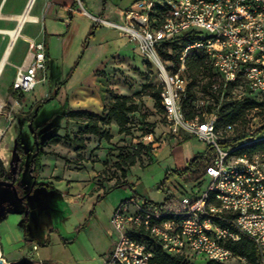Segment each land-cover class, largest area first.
<instances>
[{
	"label": "rangeland",
	"instance_id": "1",
	"mask_svg": "<svg viewBox=\"0 0 264 264\" xmlns=\"http://www.w3.org/2000/svg\"><path fill=\"white\" fill-rule=\"evenodd\" d=\"M25 1L5 0L0 28L15 25L16 19L9 15L20 12ZM34 1L37 4L39 0ZM103 1L106 5L108 0L101 1V8ZM34 3L31 13L35 11ZM85 5L94 12L90 4ZM74 20L64 42H57L53 49L50 63L37 70L38 81L31 90L19 92L12 88L17 66L29 49L23 39L15 42L0 74V175L10 178L19 170L16 138L30 154L37 137L44 152L39 163V172L43 168L44 176L32 180L26 169L20 177L17 193L26 194L24 202L15 197L10 187L0 186V203L12 206L0 215V258L4 264L21 256H28L36 264H102L114 248L116 234L111 232L109 217L121 200L146 197L161 202L169 197L195 196L211 181L205 173L197 178L191 175L207 151V142L168 133L163 109L154 106L153 98L147 94L162 84L157 65L140 53L136 41L121 38L117 30L109 27L94 28V20L82 10L76 12ZM41 33V24L24 22L23 35L35 37ZM201 34L205 36L207 31ZM8 40L7 34L0 33V59ZM95 69L106 91V101L121 94L137 103L138 109L128 114L131 134H120L116 124L111 123L104 126L112 134L109 141L90 135L86 150L80 152L68 144H47L52 134L76 133L81 123H66L65 114L68 106L73 108L71 102L82 101L80 96H85L77 90L81 84L97 91L98 81L92 75ZM199 79L190 89L198 112L217 109L238 98L240 89L221 87L214 70ZM263 105L235 123L237 135L242 137L247 130L260 128L264 123ZM148 137L151 142L144 146L142 141ZM194 156L196 161L185 172L189 173L186 178L174 171L183 170ZM121 181L126 184L116 185ZM190 261L204 264L205 256ZM229 264L244 263L236 259Z\"/></svg>",
	"mask_w": 264,
	"mask_h": 264
},
{
	"label": "built area",
	"instance_id": "2",
	"mask_svg": "<svg viewBox=\"0 0 264 264\" xmlns=\"http://www.w3.org/2000/svg\"><path fill=\"white\" fill-rule=\"evenodd\" d=\"M139 5L146 8L119 9L115 18H91L136 41L140 53L157 65L168 133L207 142L201 163L211 181L195 196L161 202L146 197L121 200L109 217L111 232L116 234L114 248L102 264H147L156 249L188 260L204 255L205 260L229 263L243 260L230 247L243 236L254 243L259 264H264V153L238 152L240 144L235 141L240 136L235 124L218 129L216 109L187 117L181 107L189 82L182 71L191 48L208 55L224 88L240 89L238 97L264 102V0H171ZM188 30L199 33L200 39L180 51L176 69L168 68L158 47ZM202 30L207 35L202 36ZM25 39L28 53L12 82L13 90L19 92L34 87L37 70L44 69L46 61L44 42ZM260 127L255 140L264 139V123ZM257 129L247 130L242 137ZM150 142L148 138L142 141L143 145Z\"/></svg>",
	"mask_w": 264,
	"mask_h": 264
},
{
	"label": "trees",
	"instance_id": "3",
	"mask_svg": "<svg viewBox=\"0 0 264 264\" xmlns=\"http://www.w3.org/2000/svg\"><path fill=\"white\" fill-rule=\"evenodd\" d=\"M106 1H103V7L105 6ZM96 28V26H94ZM200 39L199 33L196 31H184L179 35L171 38L168 41H164L158 47L159 53L162 59H167L165 62L168 68L176 69L179 66L178 55L180 51L189 43H192ZM210 70H214V67L209 59L208 55L199 48H191L187 51L185 55V68L182 73L189 80L188 86L186 89V95L181 99V107L187 117H191L195 114H201L194 109L193 100L195 98L194 94L191 92V86L195 85L196 82L200 81L199 77H205L206 73ZM216 72V71H215ZM217 73V72H216ZM218 75V73H217ZM219 77V75H218ZM220 79V77H219ZM62 84V83H61ZM208 84V82H207ZM220 85L222 87V82L220 79ZM206 86V85H204ZM59 85L56 87V91L59 89ZM161 85L153 87L152 91L148 92V96L152 97L154 100V106L161 107ZM224 88V87H223ZM233 88V87H225ZM51 98V97H50ZM48 98V99H50ZM45 99V100H48ZM264 102H259L256 99H253L249 96H241L235 99L232 102L225 103L224 105L217 108L218 120L217 128L221 129L227 124H235L239 120H243L248 111L258 106H262ZM138 109L137 103L126 95L114 94L112 99H109L104 104L102 112L100 114L88 111V110H76L69 109L66 111V123L69 121L80 122L77 131L75 134L70 135L69 132L64 131L63 134H52L47 138L46 143L57 145L59 143L68 144L74 149L75 152H80L84 150L87 145V140L90 135H94L100 139H105L109 141L112 138V134L109 130L105 129L104 126H108L111 123H115L118 127V132L120 134L129 135L131 134V128L129 127V113L136 111ZM207 110V109H206ZM214 109H210L212 111ZM264 110V105L262 107ZM28 118L30 121L31 116ZM262 131V127L255 130L252 135L249 137H240L235 141V144H240L238 152L240 153H254V152H263L264 153V139L255 140L256 135ZM35 132V131H34ZM36 139V146L30 154L24 150V146L19 138L15 140V152L18 156V166L19 170L16 173L17 181L20 180L23 170L28 167L30 176L32 180H36L39 176V163L40 156L44 154L41 150L42 144ZM251 142L249 144H244L245 141ZM242 144V145H241ZM147 146V145H144ZM59 156V155H56ZM205 156V155H204ZM203 156V157H204ZM197 156L192 157L187 166L183 170H174L180 175H183L196 161ZM131 160V164H133ZM171 171H167V174ZM205 173L204 166L202 163L197 164V169L191 175L194 178L199 177ZM0 179H8L5 174L0 175ZM124 181L116 183V185H125ZM35 183L32 184L34 187ZM31 187V188H32ZM31 191V190H30ZM12 209V208H10ZM23 238L27 240L26 234L23 235ZM232 250L242 258L244 264H259L258 253L254 243L247 237L243 236L239 241L230 243ZM241 260V259H240ZM147 264H193L190 260L186 259L182 255H170L163 252L161 249H156L153 257L149 260ZM204 264H229L214 261L212 259H206Z\"/></svg>",
	"mask_w": 264,
	"mask_h": 264
},
{
	"label": "crops",
	"instance_id": "4",
	"mask_svg": "<svg viewBox=\"0 0 264 264\" xmlns=\"http://www.w3.org/2000/svg\"><path fill=\"white\" fill-rule=\"evenodd\" d=\"M101 1L102 0H78V2H76V0H39L37 1V4L34 3L35 11L34 13H31V15L33 16V19L30 20L29 22L42 25L41 35H38L35 37L23 35L22 34V27L24 24L23 23L20 27V33L17 37V40L21 38L26 43L27 41L25 38H30L36 41L42 40L45 46V53H46L45 67H46L47 64H49L52 59V56H53L52 52H53V49H55L57 42L59 41L64 42L65 35L69 32V30L75 24L74 19H75L76 12H81L82 10V13L84 12L89 17L108 16L109 18H115L117 15V11L119 9L133 8L137 10H142L146 8L145 6L139 5V2L152 1L154 4L160 5V4H163L171 0H108L107 4L103 8H101ZM27 2L28 0L25 1L24 7L20 12L14 15H9V17L15 18L16 15H19L20 13H22L27 6ZM85 2L88 5L90 4L93 7V11H94L93 13L89 12L86 9ZM4 3H5V0H0V16H1V9ZM18 25H19V21H17L16 19V23L12 28H16L18 27ZM92 25H94V23ZM95 26L98 27L100 25L96 24ZM4 29H7V28H0V33L7 34L9 37L8 43L4 48V51H5L11 38H10L9 32L4 31ZM120 37L122 38V36ZM25 58L23 62L17 67L21 66L24 63ZM96 69L94 70V72H92V75H94V78L98 81V86L96 87L97 91L94 90L93 86L89 87V85L81 84L77 90L82 92L80 93V95H85V96H80V98H82V101H80L79 99H76L74 102H71V105L73 106V108L71 106H68L69 109L88 110V111H92L98 114L102 112L104 104L106 103L107 94H106L104 87L101 86L100 78L96 75ZM86 80L87 79L85 78L83 83H85ZM92 97H96V100H94ZM59 144H63V143H59ZM84 150H86V148ZM42 159L43 157H41V162L43 161ZM92 173L94 172L91 171V174ZM39 175L41 177L44 176L43 168H41ZM56 177H60V176H56ZM94 186L96 189H98V186L96 185ZM100 189H102L103 191H106L102 187H100L99 190ZM77 197H80V195H77Z\"/></svg>",
	"mask_w": 264,
	"mask_h": 264
},
{
	"label": "bare ground",
	"instance_id": "5",
	"mask_svg": "<svg viewBox=\"0 0 264 264\" xmlns=\"http://www.w3.org/2000/svg\"><path fill=\"white\" fill-rule=\"evenodd\" d=\"M33 3H34V0H28L25 10L22 13H20L19 15L15 16L17 21H19V23H20L18 25V27L11 28V29H4V31L9 32V34L11 35V39H10L9 44L3 53L2 59L0 60V74H1L2 69L4 67V64L7 61V58H8V56H9V54H10V52H11V50H12V48H13L16 40H17V37L20 33L21 23H24L26 21H30L33 19V16L31 15V12H30ZM148 139H149V137H148ZM149 140L151 141V139H149Z\"/></svg>",
	"mask_w": 264,
	"mask_h": 264
},
{
	"label": "water",
	"instance_id": "6",
	"mask_svg": "<svg viewBox=\"0 0 264 264\" xmlns=\"http://www.w3.org/2000/svg\"><path fill=\"white\" fill-rule=\"evenodd\" d=\"M0 186L10 187L12 189L15 197L20 201H22L24 199V197H26V194L22 197L18 196L17 189H16V186L14 184V177L12 178V180L0 179ZM5 211H6L5 208H0V215ZM0 264H4L3 259H1V258H0ZM11 264H34V262L28 256H21L20 258L12 261Z\"/></svg>",
	"mask_w": 264,
	"mask_h": 264
},
{
	"label": "flooded vegetation",
	"instance_id": "7",
	"mask_svg": "<svg viewBox=\"0 0 264 264\" xmlns=\"http://www.w3.org/2000/svg\"><path fill=\"white\" fill-rule=\"evenodd\" d=\"M26 169H28V167L26 168ZM25 169V170H26ZM23 172H24V170H23ZM22 172V173H23ZM16 173H17V171H14L13 173H12V176L9 178V177H7L8 179H4V180H12V178L14 177V184H15V186H16V189H17V186H18V184L20 183V180H16L17 179V176H16ZM25 194H21V195H19L18 194V196L19 197H22V196H24ZM24 200H25V197H24V199L22 200V202H24ZM0 208H5L6 210L7 209H10V208H12V206L10 207V206H8L7 205V203H0Z\"/></svg>",
	"mask_w": 264,
	"mask_h": 264
}]
</instances>
